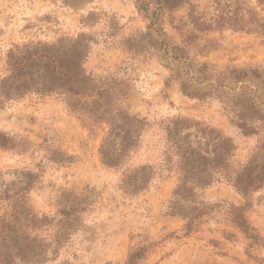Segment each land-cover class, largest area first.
<instances>
[{"label": "rangeland", "instance_id": "rangeland-1", "mask_svg": "<svg viewBox=\"0 0 264 264\" xmlns=\"http://www.w3.org/2000/svg\"><path fill=\"white\" fill-rule=\"evenodd\" d=\"M243 1L256 6L255 0ZM215 5V0L183 4L166 15L164 31L215 74L264 67V33L196 28L195 22L214 16ZM148 25L136 0H0V80L10 73L11 51L17 55L37 43L84 39L89 44L85 70L100 87L112 90L105 103L153 123L131 165L160 166L161 122L178 117L221 128L238 146L237 162L251 159L264 143V129L245 136L218 98H190L179 81H168L172 72L147 37ZM108 129L106 122H83L58 94L31 92L0 109V130L16 142L13 149L0 147V188L18 186L22 173H32L35 184L29 196L35 209L60 217L59 208L75 195L88 205L75 221L77 230L50 264H127L130 252L144 245L150 248L137 264H264V188L244 196L230 183H213L200 198L214 208L186 234L185 219L167 213L177 172L163 171L147 190L126 194L119 185L121 173L101 162L100 146ZM247 203L254 237L233 223L230 214L232 205Z\"/></svg>", "mask_w": 264, "mask_h": 264}, {"label": "trees", "instance_id": "trees-1", "mask_svg": "<svg viewBox=\"0 0 264 264\" xmlns=\"http://www.w3.org/2000/svg\"><path fill=\"white\" fill-rule=\"evenodd\" d=\"M191 1L136 0L139 10L149 19L147 37L172 72L168 81H179L182 92L190 98H218L230 122L245 136L261 134L264 67L228 68L215 74L212 66L188 56L164 31L166 15ZM255 1L256 6L243 0H215L214 16L195 22L196 28L203 32L227 27L263 34L264 0ZM192 36L198 37L194 32ZM88 53L89 44L84 39L37 43L17 55L11 51L10 73L0 80V109L31 92L58 94L66 98L83 122H106L109 129L100 146L101 162L121 173L119 185L126 194L137 195L147 190L154 179L162 177L163 171L177 172L178 183L167 213L185 219L186 234L192 233L214 208L200 198V193L213 183H230L244 196L264 188V143L251 159L239 163L238 146L230 135L204 121L185 117L161 122L164 136L160 166L131 165L130 159L144 145V134L153 123L128 108L105 103L112 93L111 87H100L87 73L84 62ZM253 85L257 87L251 88ZM0 147L15 148L14 137L0 130ZM33 176L22 173L18 186L0 188L4 208L0 213V264H50L77 230L75 223L88 208L85 199L75 195L59 208L60 217L35 209L29 196L35 184V179L30 178ZM248 207L249 203L232 205L230 214L233 223L254 237L246 217ZM149 248L144 245L132 250L127 264H137Z\"/></svg>", "mask_w": 264, "mask_h": 264}]
</instances>
